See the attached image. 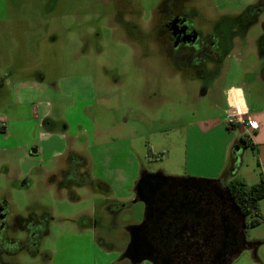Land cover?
<instances>
[{
  "label": "rangeland",
  "instance_id": "1",
  "mask_svg": "<svg viewBox=\"0 0 264 264\" xmlns=\"http://www.w3.org/2000/svg\"><path fill=\"white\" fill-rule=\"evenodd\" d=\"M255 2L205 0L198 2L197 6L214 21L219 19V26L229 24L230 27L231 19ZM156 3L158 0H0V80L39 77L44 83H58L67 97L52 91L54 97H65V101L58 103L59 108L54 111L58 114L54 113V116L65 117L71 126L79 120L85 122L86 126L89 125L86 133L100 129L119 132V136L122 134L130 144L127 157L142 164L143 171L148 174L167 175L165 173L178 166L175 159L184 157L185 152L179 131L165 126L168 119L182 117V121L188 122L218 117L226 108L221 92L231 86L236 89L238 85L246 87L243 81L247 69L260 78L264 64L258 60L257 41L262 27L258 23L246 34H241L245 39L237 35L234 44L230 39V46L234 47L233 51L230 50L231 57L219 66L211 94L199 99L194 91L204 87L202 81H196L193 87L173 72L145 33L150 27L151 11ZM260 21L264 22V15ZM229 29L231 35L236 31V27ZM237 57H240V66ZM68 77L73 79L69 84ZM91 77L98 85L94 97L90 87L83 88L84 81L93 80ZM110 78L120 80L123 88L116 89L114 95L104 99ZM73 84L76 88L71 90ZM259 94L260 99H264L263 88ZM2 95L0 90V104ZM245 97L249 104L256 102L254 95L245 92ZM215 102L217 106H214ZM86 104L89 107L84 112ZM26 110L24 105L17 109L15 116L25 120L14 125L11 140H1L0 137V148H13L19 143L31 145L34 139H38L33 122L26 119ZM7 114L8 110L1 105L0 119L8 118ZM92 125L99 129L94 130ZM70 132L73 134L74 128ZM227 134L229 137L238 136V142L242 132L235 127L229 128ZM49 138L50 143L42 144L41 156L26 157L21 150L0 155L9 156L11 163L28 175L19 181H27L21 187L18 181H9L0 173V204L7 214L6 221L10 223L14 215L25 216L33 203L46 207L50 213L48 234L37 245L38 255L30 257L21 252L15 256L16 262L47 264L49 260V264H128L120 259L129 242L125 229L143 222L146 205L141 200L135 201L134 182L131 186L133 193L128 198L130 184L127 186L126 183L121 190L111 188L109 195L91 192L87 187H74L70 193L57 190L55 185L46 183L44 176L41 177L39 170L43 169L39 166L56 171L61 161L52 159L53 154L62 152L66 145L60 135ZM224 139L225 135L219 137L214 130L201 142L204 146L212 145L211 153L216 155ZM86 141L87 137H82L77 142L84 143V150L90 157L87 160L89 171L96 179L105 170L100 156H92L94 145ZM104 147L109 148V145ZM233 149L235 154L236 149L239 150L236 145ZM249 154H244V163L248 162ZM231 165L230 161L227 168ZM119 199L125 200L121 204ZM124 204V209L119 206ZM251 235L245 232V238ZM15 238L23 240L24 235L18 232ZM261 258V253L254 258L250 252L244 251L230 264H264ZM141 264L152 263L144 261Z\"/></svg>",
  "mask_w": 264,
  "mask_h": 264
},
{
  "label": "crops",
  "instance_id": "2",
  "mask_svg": "<svg viewBox=\"0 0 264 264\" xmlns=\"http://www.w3.org/2000/svg\"><path fill=\"white\" fill-rule=\"evenodd\" d=\"M233 50L234 48L232 51ZM232 51L228 54V59L231 57ZM239 58L237 57V61L240 66ZM242 59L244 60V58ZM258 60L262 61L264 64V55L262 56L258 53ZM244 76L245 79L243 82L247 85L246 87L238 85L236 89L231 86L221 92L220 97L224 100L226 108L222 110V113L218 115V117L207 120L195 119L188 122L182 121V117H172L168 119L169 122H167L165 126H167L168 129L174 128L179 131V138L185 144V152L184 157H177L175 159L174 163L177 162L178 166L169 173H165L169 176L162 175L161 173L154 174L158 175L155 177L164 180L166 185L156 194L158 201L155 200L154 208L160 213L157 216V224H152V220L147 219L144 214L143 218L147 220V222H145L146 232L150 234H180L181 237L184 234L185 240L188 241L185 246L186 248L201 247L199 244L202 242L208 243V245H204L203 247H215V241H217L216 236L207 241L203 239H205V236H208V234H215L217 232L222 233L221 226L206 225V221L208 222L209 219L210 222H213L214 202L216 199L210 195L209 192L206 190L204 191L203 188L200 190L184 188L183 185H179L177 180L183 178L220 181L222 187L226 188L231 178L235 175L241 178L248 186L259 183L261 178L264 179V99L261 100L259 94L262 88L264 89V73L260 78H257L254 72L247 69L244 71ZM61 77L64 78L67 76L62 75ZM66 79H69L67 81L68 84L73 80L69 77ZM119 81L116 78H110L109 84L106 87L107 92H105L107 96L104 99H108L114 95L116 89L123 88ZM194 83L195 82H188V84L190 86L193 85V87ZM214 83L215 80H212L211 84L200 88V90H195L194 95L199 99L209 96L213 90ZM72 86L73 88H71V90H74V88H76L75 84ZM84 87H90L92 89L93 97L94 94H97L98 85L94 82V79L84 81L83 88ZM0 90L1 95L3 94L0 106L2 105V107H5L9 112V115L7 114L8 118H5L3 125L0 126L1 140H11L15 131L14 125H19V123L25 120L23 117L15 116L17 109L22 105L26 106V114L28 117L26 119L33 122V129H35V133L38 134V139H40H34L31 145H27L26 143L21 145L19 143L13 148L1 147L0 155L4 154L6 151L21 150L26 157L41 156L43 154L42 144L47 142L50 143L51 138L49 137L60 135L62 139L65 140L66 147L62 152L59 151L53 154L52 159L56 161L60 159L61 161L58 169L56 171H51V169H45V167L39 166V169H43L39 170L41 177L44 176V180L48 183L50 175L56 173L65 166V158L68 152L80 153L87 160H90V157L84 150V143L77 142L82 137H87L88 144L92 143L94 145L92 156H100L99 160L101 161L102 169L105 170V172L99 175L100 177H95V180L105 183L109 188V194L112 190L111 188H113V190H121L124 183H126L127 186L130 184L127 198L133 193V188L131 186H133V182L135 183L138 167L140 168V172L143 171L144 167L142 164H136L132 157H127L130 147L128 140L125 139L122 134L119 136V132L111 133L109 130L104 131L100 129L97 132L86 133V129L89 128V125L86 126L85 122L79 120L74 126H71L65 117H61L60 115L54 116V113L58 114L54 112L56 107H58V103L65 101V97L62 95L54 97L51 94L52 91L54 90L67 97L58 83L56 85L51 82L44 83L39 77L33 80L18 78L16 80L5 79L0 83ZM244 91L249 95L256 96V102L249 104L246 101ZM4 95H6V97H4ZM93 99L94 98H92V100ZM82 101H85V99ZM74 106L75 103L73 104V107ZM214 106H217L216 102ZM87 107H89V105H84V112ZM237 113L249 116L258 122V129L253 132H248L240 128L244 137L240 135L238 139L242 138L246 140L245 144H241L239 141L237 142L238 136L229 137L227 134L229 128L234 129V127H230L231 125L228 124V120L230 116L236 115ZM219 117H222V119ZM85 119L87 120V117H85ZM7 123L11 126L9 125L8 127ZM92 127L94 130L96 128L99 129V127H95V125H92ZM72 128H74L75 131L73 134L70 132ZM214 130H217L219 137L225 135V139L222 141L221 147L216 155L211 153L212 145L204 146L201 142L204 136L210 134ZM226 131L227 133L224 134ZM105 145H109V148H105ZM235 145L241 150L240 154H238L239 161L237 163H235L236 156L235 149H233ZM29 146L33 147L28 149ZM246 153H250V158L247 163H244L243 157ZM211 155H213V157ZM167 156H169V154H167ZM216 157L217 159L215 161ZM230 161L232 162L231 166L233 170H231V167L227 168ZM225 170L227 171L226 176L221 180V175ZM0 173L4 174L5 179L9 181H18V183L22 178H27L28 176L27 173L19 171L18 168L11 163V158L9 156L0 157ZM138 175H140V173ZM123 200L125 199H119L118 201L122 204V202H124ZM146 206L147 205H145V207ZM258 206L262 221L259 225L248 228L246 232L248 231L249 235L252 233L251 236H247V241L260 243L256 248V255L259 253L260 256L261 253V259L264 262V198L259 201ZM199 224H202V226H199ZM194 234H200L202 239L197 238V236L193 238ZM166 241L167 244L161 243L158 244V246L170 249L183 247L180 245L181 240L179 239L169 238V240ZM13 262L14 264H19L16 262L15 258ZM49 263L50 261L48 260L47 264Z\"/></svg>",
  "mask_w": 264,
  "mask_h": 264
},
{
  "label": "flooded vegetation",
  "instance_id": "3",
  "mask_svg": "<svg viewBox=\"0 0 264 264\" xmlns=\"http://www.w3.org/2000/svg\"><path fill=\"white\" fill-rule=\"evenodd\" d=\"M200 1L205 0H158L151 11L150 27L145 33L148 34L154 47L165 57L169 68L173 72L178 73L188 82L202 81L203 86H206L214 80L213 78L220 70L219 66L226 62L230 50L234 48L230 46L231 38L234 44L237 35L241 37V34H246L258 23H261L262 32H264V22L260 21V18L264 15V0H256L253 3L256 5L254 15L257 21L255 25L250 27L246 25L249 18L253 16L252 14L247 16L241 12L231 19L230 27H236V31L232 35L229 24L227 27L219 26L217 23L219 19L214 21L213 18L202 12L201 7L197 6ZM197 19L199 22H197ZM241 38L245 39L246 37ZM260 43L258 38L257 50L263 56L264 42L263 47ZM1 82L2 80H0ZM216 185L222 190H226L222 187L220 181ZM206 191L216 199L213 222H210L209 219L208 222L206 221V225L237 226V234L234 241L229 239L230 243L224 252V257L220 260H215L213 257V253L221 247V233L218 232L214 234L217 238L215 247H203L208 243L202 242L199 244L201 247L186 248L188 241L185 240L183 234L180 242L183 247L177 249L164 248L162 249L163 253H171L173 250H177L172 258L173 264H222V260L228 258L237 247L243 248L242 252L248 251L253 257H256L257 247L251 246V248H248L246 243L244 244L242 241L240 217L231 208L230 203L226 200V195H223L222 202L212 190L206 188ZM6 216L4 206L0 204V252L7 253V247H9L11 249L8 253H11L13 250L12 245H16L17 239L15 238L16 233L11 229V226H14L13 220L8 223ZM199 226H202V224H199ZM196 236L202 239L200 234H194L193 238ZM162 244H167V241L162 242ZM253 251H255V255H253ZM237 257H232L231 262ZM5 259L9 261L12 257Z\"/></svg>",
  "mask_w": 264,
  "mask_h": 264
},
{
  "label": "trees",
  "instance_id": "4",
  "mask_svg": "<svg viewBox=\"0 0 264 264\" xmlns=\"http://www.w3.org/2000/svg\"><path fill=\"white\" fill-rule=\"evenodd\" d=\"M255 7V4H250L242 11V14H246L247 16L253 15L246 23L248 27L256 24L257 19L254 15ZM259 40L263 47L264 32L260 35ZM239 142L245 144L246 140L240 138ZM65 159V166L48 178L49 183L55 185L57 190H66V192L70 193L74 187H87L91 192H100L105 195L109 194V188L105 183L91 177L87 159L83 155L71 151L68 152ZM231 170H233L232 166ZM226 173V170L222 173L221 180L226 176ZM155 176L158 175H152L145 171H141L139 178L134 183L136 201L143 198L141 188L144 181ZM26 182L27 181L22 182L23 186L26 185ZM225 189L237 204L241 214L245 216L246 228L248 229L259 225L262 218L258 203L264 198V179L261 178L259 183L248 186L241 178L235 175L231 178ZM72 201H75V198H72ZM119 206H122L121 208L123 209L126 207L125 204ZM145 216L148 219L147 207H145ZM146 218L144 222H147ZM12 220L14 226H11V229H13L15 233L21 232L24 234V239L16 240L17 243L16 245H12L13 250L11 253H8L11 248L7 246V253L0 252V264H14L13 257L21 252L30 255V257L38 255L37 245L40 239L48 234L50 213L46 207L33 203L29 206L25 216L14 215ZM7 257H12V259L9 261L5 260L4 258Z\"/></svg>",
  "mask_w": 264,
  "mask_h": 264
},
{
  "label": "water",
  "instance_id": "5",
  "mask_svg": "<svg viewBox=\"0 0 264 264\" xmlns=\"http://www.w3.org/2000/svg\"><path fill=\"white\" fill-rule=\"evenodd\" d=\"M233 127V126H230ZM240 149H236V160L235 163L239 161L238 154L240 153ZM179 185H183L184 188H194L200 190L203 188L205 191L206 188L212 190L215 195L220 198L223 202V195L225 194L227 197V201L230 203L231 208L233 211L240 217V234L242 237V241L248 248L251 246L257 247L260 243L259 242H247L245 239V232L246 228V218L238 209L237 204L234 200L229 196L226 190H222L220 187L216 185L217 181H210V180H195V179H183L179 178L177 180ZM190 182V183H189ZM166 185V182L162 179L157 177H150L144 181L141 188V194L143 196L142 199L148 208V219L152 220V224H157V216L158 210L154 208L155 200L158 201L156 194L159 193L160 189ZM23 186V183L20 184ZM136 201V200H135ZM199 217V216H197ZM145 222H141L139 225H131L127 226L125 231L129 236V242L123 251L121 258L128 261L129 264H141L144 261H149L152 264H173V255L177 253V250H173L171 253H163L165 247H159L158 244L169 240V238H173L176 240H181L180 234H150L145 231ZM222 233H221V247L215 251L213 257L215 260H220L224 257V252L229 246L230 243L229 239L234 241V237L237 234V226H221ZM214 234H208L205 236V240H209L213 238ZM243 248L237 247L235 251H233L228 258L222 260V264H230L232 257H237L242 252ZM253 255H255V251H253Z\"/></svg>",
  "mask_w": 264,
  "mask_h": 264
},
{
  "label": "built area",
  "instance_id": "6",
  "mask_svg": "<svg viewBox=\"0 0 264 264\" xmlns=\"http://www.w3.org/2000/svg\"><path fill=\"white\" fill-rule=\"evenodd\" d=\"M4 121V119H0L1 126L3 125ZM228 124L233 126L234 128L239 127L248 132H253L258 129V122H256L253 118L249 116L241 115L238 113L236 115L230 116Z\"/></svg>",
  "mask_w": 264,
  "mask_h": 264
}]
</instances>
